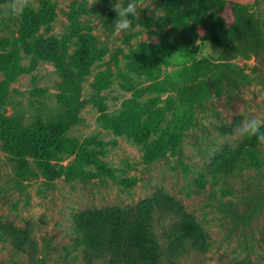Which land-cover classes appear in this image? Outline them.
<instances>
[{
	"label": "rangeland",
	"instance_id": "obj_1",
	"mask_svg": "<svg viewBox=\"0 0 264 264\" xmlns=\"http://www.w3.org/2000/svg\"><path fill=\"white\" fill-rule=\"evenodd\" d=\"M138 2L133 29L120 34L115 0H33L22 16L0 17V82L12 78L2 114L24 127L37 117L69 124L62 137L79 145V157L51 161L69 168L48 181L31 153L18 167L0 137V264H107L84 244L76 218L157 192L184 207L205 245L180 248L193 225L166 235L178 220L157 216L161 264H264V144L230 174L210 168L244 146L240 125L264 120V0ZM173 15L178 23L160 22ZM186 26L195 31L190 47ZM83 42L94 60L78 79ZM100 74L104 89L94 84Z\"/></svg>",
	"mask_w": 264,
	"mask_h": 264
},
{
	"label": "trees",
	"instance_id": "obj_2",
	"mask_svg": "<svg viewBox=\"0 0 264 264\" xmlns=\"http://www.w3.org/2000/svg\"><path fill=\"white\" fill-rule=\"evenodd\" d=\"M169 2L171 0H164ZM206 3L212 0H204ZM236 7V6H234ZM168 21L173 24L179 22V17L173 15V18L165 16L160 22ZM217 27V26H215ZM175 26L173 31H175ZM252 35V28L250 29ZM181 31L180 33H182ZM185 44L189 47L194 45V30L186 26ZM147 46L137 50L141 54L136 57L137 68L147 69L148 57L145 54ZM94 57L90 56L88 43L83 42L78 51V58L75 61L77 69L75 76L79 79L90 71L93 65ZM56 67L62 69V64L56 62ZM100 74L94 84L100 88L107 86V81ZM12 78L6 77L0 82V137L3 139L5 146L17 161L18 167L26 164L25 155L31 153L37 160L43 175L48 181H54L66 176L69 166L53 165L51 161H58L57 155L60 153L76 154L79 157V145L69 139L63 138L69 124L44 122L42 118L37 117L30 125L24 127L15 118H9L2 114L3 103L8 96V86ZM71 81V80H66ZM70 87L74 83H68ZM81 104L69 108L70 124L78 121V107ZM106 121L117 126V115H108L103 113ZM264 131V127L261 128ZM145 129L137 127L133 135L138 140H142ZM244 146L233 154L230 150H225L213 161L210 166L212 173H232L239 165L240 161H245V157H252L256 151L258 142L255 137H244ZM151 160V159H150ZM170 215L173 221H178L165 230V233L179 230H191L188 225H193L194 233L185 234L180 240V248L186 247L202 250L204 238L201 230L194 224L193 218L187 215L184 207L174 198L157 192L152 198L142 201L135 206L126 208H106L98 211H89L76 218V224L85 232L84 244L89 248L96 258H107V264H161L160 260L164 257L160 244L155 235V218L159 216L167 217Z\"/></svg>",
	"mask_w": 264,
	"mask_h": 264
},
{
	"label": "clouds",
	"instance_id": "obj_3",
	"mask_svg": "<svg viewBox=\"0 0 264 264\" xmlns=\"http://www.w3.org/2000/svg\"><path fill=\"white\" fill-rule=\"evenodd\" d=\"M33 0H4L0 4V17H19L26 9L32 7ZM142 8L138 0H128L125 6L124 0H115L113 9L116 13L114 20V31L117 34L128 32L133 29V20L138 19V9ZM264 120L252 117L246 120L236 130V135L243 137H255L259 144H264Z\"/></svg>",
	"mask_w": 264,
	"mask_h": 264
}]
</instances>
